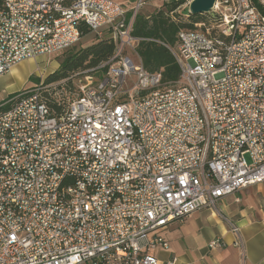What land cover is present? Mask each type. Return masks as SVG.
Returning a JSON list of instances; mask_svg holds the SVG:
<instances>
[{
  "label": "built area",
  "instance_id": "2783aa9c",
  "mask_svg": "<svg viewBox=\"0 0 264 264\" xmlns=\"http://www.w3.org/2000/svg\"><path fill=\"white\" fill-rule=\"evenodd\" d=\"M143 5L4 0L0 76L83 26L115 53L59 116L41 88L0 103V264H160L171 222L264 182V0H216L213 21L180 31L164 89L137 51Z\"/></svg>",
  "mask_w": 264,
  "mask_h": 264
},
{
  "label": "crops",
  "instance_id": "0c3cea01",
  "mask_svg": "<svg viewBox=\"0 0 264 264\" xmlns=\"http://www.w3.org/2000/svg\"><path fill=\"white\" fill-rule=\"evenodd\" d=\"M231 224L239 227V234ZM161 233L169 248L154 251L160 264L173 259L175 264H264V182L222 198L215 208L173 221ZM216 239L219 244L210 247ZM238 240L240 246L235 245Z\"/></svg>",
  "mask_w": 264,
  "mask_h": 264
},
{
  "label": "trees",
  "instance_id": "16d2710c",
  "mask_svg": "<svg viewBox=\"0 0 264 264\" xmlns=\"http://www.w3.org/2000/svg\"><path fill=\"white\" fill-rule=\"evenodd\" d=\"M185 0H171L164 3L152 14H138L134 23L133 35L140 38L137 51L142 58L144 67L150 72H162V89L172 86L181 75V67L173 53L178 46V35L182 30L195 29L196 23L213 21L210 14L185 15L175 14ZM4 0H0V9ZM83 36L93 33L87 26L82 27ZM98 38V37H97ZM115 53V44L110 37L98 38L95 42L80 49L76 54L65 58L60 68L51 73L44 84H58L57 89L68 92L75 91L74 79L78 74L101 72L105 74L107 68L99 66L112 58ZM39 81V80H38ZM53 87L41 91V97L54 115L65 113L69 103L74 99H66L56 92Z\"/></svg>",
  "mask_w": 264,
  "mask_h": 264
},
{
  "label": "rangeland",
  "instance_id": "374dc122",
  "mask_svg": "<svg viewBox=\"0 0 264 264\" xmlns=\"http://www.w3.org/2000/svg\"><path fill=\"white\" fill-rule=\"evenodd\" d=\"M124 5L136 7L139 0H115ZM171 0H144V5L140 8L138 14L150 15L156 9L161 7L164 3H168ZM192 0H185V2L177 9L175 14H183L184 18L187 19V14L189 12L190 3ZM96 33H91L82 37V39L74 45L72 48L68 49L59 56L51 58H39L36 60H25L18 65H16L11 71L0 76V103L8 100L9 97L18 94L22 90L31 88H41L40 91L55 87L57 93L66 97V99L76 98L79 93V86L87 83L91 79L87 78L86 73L78 74L75 77V91L68 92L64 89H57L58 84L45 85V79L54 71L60 68L62 61L68 56L76 54L83 47L92 44L97 38ZM135 63L138 60L134 58ZM89 74V73H88ZM93 80H99L102 77L101 72L91 73ZM39 80V81H38ZM43 87V89H42ZM247 159L250 160L249 156ZM88 264V263H85Z\"/></svg>",
  "mask_w": 264,
  "mask_h": 264
},
{
  "label": "water",
  "instance_id": "95a60500",
  "mask_svg": "<svg viewBox=\"0 0 264 264\" xmlns=\"http://www.w3.org/2000/svg\"><path fill=\"white\" fill-rule=\"evenodd\" d=\"M216 0H192L190 3L189 12L193 15L213 14ZM216 16V15H215Z\"/></svg>",
  "mask_w": 264,
  "mask_h": 264
}]
</instances>
